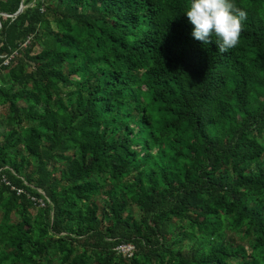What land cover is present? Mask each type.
<instances>
[{
    "label": "trees",
    "instance_id": "1",
    "mask_svg": "<svg viewBox=\"0 0 264 264\" xmlns=\"http://www.w3.org/2000/svg\"><path fill=\"white\" fill-rule=\"evenodd\" d=\"M234 3L221 53L189 0H0V264H264V0Z\"/></svg>",
    "mask_w": 264,
    "mask_h": 264
},
{
    "label": "clouds",
    "instance_id": "2",
    "mask_svg": "<svg viewBox=\"0 0 264 264\" xmlns=\"http://www.w3.org/2000/svg\"><path fill=\"white\" fill-rule=\"evenodd\" d=\"M184 14L193 25L192 37L208 45L215 36L221 53L239 45L247 19V12L234 0H189Z\"/></svg>",
    "mask_w": 264,
    "mask_h": 264
},
{
    "label": "rangeland",
    "instance_id": "3",
    "mask_svg": "<svg viewBox=\"0 0 264 264\" xmlns=\"http://www.w3.org/2000/svg\"><path fill=\"white\" fill-rule=\"evenodd\" d=\"M248 88H249V89H253L254 86H253L252 84H249V85H248ZM3 111H4V108L0 107V115H2ZM126 210H128V211L131 213V215H132L133 217H135V218L137 217V215H138V209H137L136 206L131 205V204H128L127 207H126ZM178 229H179V228H178L177 226H175V229H174L173 231L176 232ZM218 238H224V239H225V238H233V239H234V241H233L234 246L238 245V242H240L236 237H230V235H229L228 232H226V233H224V232H220V233L217 234L216 236H213V237L209 238L208 241L214 243ZM242 241H243V240H242ZM125 245H126V244H124V246H123L124 248L126 247ZM183 249H186V243L183 244ZM119 251H120L121 253H124V252H122L121 250H119Z\"/></svg>",
    "mask_w": 264,
    "mask_h": 264
},
{
    "label": "built area",
    "instance_id": "4",
    "mask_svg": "<svg viewBox=\"0 0 264 264\" xmlns=\"http://www.w3.org/2000/svg\"><path fill=\"white\" fill-rule=\"evenodd\" d=\"M12 54H10L9 56H5V57L4 56H1L2 57V61L0 62V64L5 65L7 63V61H8V59L12 56ZM3 180H4V178L1 177L0 178V181H3ZM37 202H38V205H39L40 204L39 201H37ZM123 246L124 245H119L116 248H117V250H121L124 253L130 254V250H131L132 246L129 245V244H126L125 245L126 246L125 248Z\"/></svg>",
    "mask_w": 264,
    "mask_h": 264
},
{
    "label": "water",
    "instance_id": "5",
    "mask_svg": "<svg viewBox=\"0 0 264 264\" xmlns=\"http://www.w3.org/2000/svg\"><path fill=\"white\" fill-rule=\"evenodd\" d=\"M22 4H21V2L19 3V6H18V8H17V10L13 13V15H16L17 13H19L20 11H21V9H22Z\"/></svg>",
    "mask_w": 264,
    "mask_h": 264
}]
</instances>
